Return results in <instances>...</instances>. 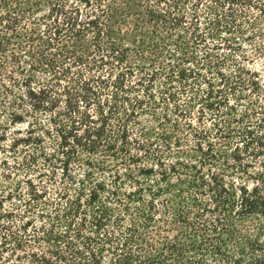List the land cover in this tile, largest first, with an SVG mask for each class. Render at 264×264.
Returning a JSON list of instances; mask_svg holds the SVG:
<instances>
[{
	"label": "trees",
	"instance_id": "1",
	"mask_svg": "<svg viewBox=\"0 0 264 264\" xmlns=\"http://www.w3.org/2000/svg\"><path fill=\"white\" fill-rule=\"evenodd\" d=\"M255 60L264 0H0V264H264Z\"/></svg>",
	"mask_w": 264,
	"mask_h": 264
},
{
	"label": "rangeland",
	"instance_id": "2",
	"mask_svg": "<svg viewBox=\"0 0 264 264\" xmlns=\"http://www.w3.org/2000/svg\"><path fill=\"white\" fill-rule=\"evenodd\" d=\"M255 64L254 67L261 70L263 72L264 75V60H255ZM262 62V65H260V63Z\"/></svg>",
	"mask_w": 264,
	"mask_h": 264
}]
</instances>
